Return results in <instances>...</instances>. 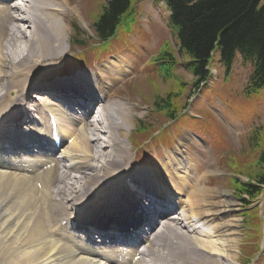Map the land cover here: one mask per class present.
<instances>
[{"label": "bare ground", "instance_id": "obj_1", "mask_svg": "<svg viewBox=\"0 0 264 264\" xmlns=\"http://www.w3.org/2000/svg\"><path fill=\"white\" fill-rule=\"evenodd\" d=\"M72 1L0 0V240L11 262L244 264L234 204L215 200L199 176L180 177L175 155L129 173L137 108L115 86L130 72L123 58L73 79H30L67 55L63 16L80 12ZM64 159L73 166L63 172Z\"/></svg>", "mask_w": 264, "mask_h": 264}, {"label": "rangeland", "instance_id": "obj_2", "mask_svg": "<svg viewBox=\"0 0 264 264\" xmlns=\"http://www.w3.org/2000/svg\"><path fill=\"white\" fill-rule=\"evenodd\" d=\"M106 1H72L80 12L63 16L70 33L69 45H65L69 48L67 55L55 64L43 66L30 79L43 83L73 79L114 58H123L130 72L115 86L120 87L119 95L137 108L127 139L128 146L131 143L130 158L125 162L130 165L129 173L156 167L155 163L165 159L167 153L175 155L171 163L180 177L192 179L197 175V179L203 181L202 186L218 193L211 192L215 200L234 204L231 218L239 220L241 262L264 264V191L246 207L235 196L231 181L237 177L236 169L249 172L255 168L264 149V88L251 97L244 92L253 70L252 63L236 54L228 68L215 51L210 78L197 85L196 78L183 63L185 55L179 50V40L170 26V11L165 3L138 0L134 24L128 29L122 27L116 37L104 41L96 34L94 22ZM167 42L174 47L179 61L171 78L157 61ZM179 80L184 84L180 86ZM169 92L178 93L179 100L175 101H179L181 108L175 119H170L165 110L155 105L158 96L168 97ZM64 100L60 101L64 103ZM139 126L148 131L140 132L136 128ZM161 132L164 133L161 135ZM63 148L64 145L60 149ZM178 148L183 150L180 156L175 152ZM66 167L62 166V171ZM69 172L74 177L80 174L79 169ZM238 177L247 180L246 175ZM6 254L0 240V264H13L15 259Z\"/></svg>", "mask_w": 264, "mask_h": 264}, {"label": "trees", "instance_id": "obj_3", "mask_svg": "<svg viewBox=\"0 0 264 264\" xmlns=\"http://www.w3.org/2000/svg\"><path fill=\"white\" fill-rule=\"evenodd\" d=\"M137 1L107 0L94 22L98 37L106 41L116 37L122 27L130 28L135 22ZM155 1L164 2L169 9L170 26L179 40V50L185 55L183 63L196 78L197 85L210 78L212 55L217 51L228 68L236 54L252 63L253 70L244 90L247 97L264 88V0ZM157 61L171 78L179 61L169 42L161 49ZM179 81L180 86L184 84ZM177 94L169 92L168 97L158 96L155 101L170 119H175L181 108L179 101H175L179 100ZM136 128L140 132L148 131L143 126ZM258 145H261L259 141ZM255 164L249 172L236 169L237 177L231 178L235 196L246 207L264 191V149ZM239 174L246 175L247 180L240 179Z\"/></svg>", "mask_w": 264, "mask_h": 264}]
</instances>
